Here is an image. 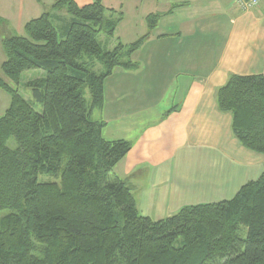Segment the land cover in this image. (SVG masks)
Masks as SVG:
<instances>
[{
  "label": "trees",
  "instance_id": "1",
  "mask_svg": "<svg viewBox=\"0 0 264 264\" xmlns=\"http://www.w3.org/2000/svg\"><path fill=\"white\" fill-rule=\"evenodd\" d=\"M122 14L103 0H54L25 22L24 35L0 41V89L9 95L0 115V210L8 209L0 216V264H264V171L231 198L157 220L140 214L114 173L131 143L104 139L105 122L92 109L103 104L114 68L135 65L130 57L147 36L103 49L98 34L112 37ZM159 16H145L148 32ZM31 68L45 76L27 82L25 99L11 82ZM216 103L231 114L240 144L264 154V75L230 74Z\"/></svg>",
  "mask_w": 264,
  "mask_h": 264
},
{
  "label": "crops",
  "instance_id": "2",
  "mask_svg": "<svg viewBox=\"0 0 264 264\" xmlns=\"http://www.w3.org/2000/svg\"><path fill=\"white\" fill-rule=\"evenodd\" d=\"M16 1L0 0V18L14 21ZM136 2L144 19L160 16L141 31L147 36L130 57L135 65L105 79L92 117L105 122L104 139L130 141L113 171L130 186L140 214L157 220L184 205L231 198L264 171V154L240 144L231 114L216 103L230 74L264 75V0L250 9L237 0ZM4 32L0 27V41ZM8 105L0 89V112Z\"/></svg>",
  "mask_w": 264,
  "mask_h": 264
},
{
  "label": "rangeland",
  "instance_id": "3",
  "mask_svg": "<svg viewBox=\"0 0 264 264\" xmlns=\"http://www.w3.org/2000/svg\"><path fill=\"white\" fill-rule=\"evenodd\" d=\"M54 0H42V3H37L35 0H17L16 2L11 4L12 12H14L15 19L11 23L6 19L0 20V27L2 30H5L2 35L3 37H9L12 35H24L23 26L24 23L33 17L39 16L42 12L49 11L50 5ZM121 2V4H119ZM103 4L106 7H113L116 9H120L122 11V20L117 24L115 28L114 35L112 37L106 36L104 33L100 32L98 34V40L100 41L102 48L105 50L112 49L117 40H120L123 43H126L128 39L137 38L142 32V30H148L146 21L143 17V13L139 8L136 0H103ZM65 15L67 14L65 9L60 11ZM66 16V15H65ZM58 33V39L61 37V33L59 30V22L54 21ZM126 40V41H125ZM129 43V42H128ZM0 65L4 60L5 56L1 48L0 42ZM131 59L132 56H131ZM99 70H101V65L97 64ZM0 75L4 76L1 68ZM45 76V71L39 68H31L22 71L20 74V78L18 83H12V86L15 87L18 92L25 98L31 99V89L27 86V82L35 79L41 78ZM87 100L89 101V94L86 92L85 94ZM36 110H40L41 106L39 103H35L34 105ZM5 108H2L0 115L4 112ZM9 146H14V140L11 138L8 140ZM39 179H52L47 175H39ZM8 209L0 210V216L7 214Z\"/></svg>",
  "mask_w": 264,
  "mask_h": 264
},
{
  "label": "built area",
  "instance_id": "4",
  "mask_svg": "<svg viewBox=\"0 0 264 264\" xmlns=\"http://www.w3.org/2000/svg\"><path fill=\"white\" fill-rule=\"evenodd\" d=\"M243 9H250L256 6L261 0H237Z\"/></svg>",
  "mask_w": 264,
  "mask_h": 264
}]
</instances>
